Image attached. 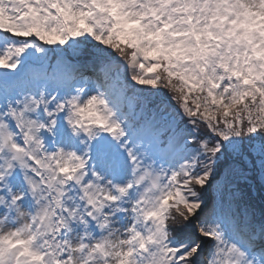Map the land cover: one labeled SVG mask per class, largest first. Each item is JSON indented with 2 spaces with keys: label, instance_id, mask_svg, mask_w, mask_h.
Listing matches in <instances>:
<instances>
[{
  "label": "snow or ice",
  "instance_id": "1",
  "mask_svg": "<svg viewBox=\"0 0 264 264\" xmlns=\"http://www.w3.org/2000/svg\"><path fill=\"white\" fill-rule=\"evenodd\" d=\"M0 264H264V0H0Z\"/></svg>",
  "mask_w": 264,
  "mask_h": 264
}]
</instances>
